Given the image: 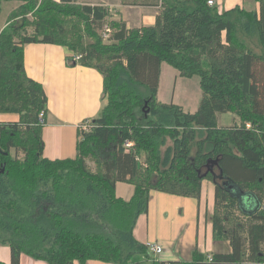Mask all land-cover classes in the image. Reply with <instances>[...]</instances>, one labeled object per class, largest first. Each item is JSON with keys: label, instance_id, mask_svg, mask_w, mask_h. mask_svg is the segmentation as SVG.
I'll use <instances>...</instances> for the list:
<instances>
[{"label": "trees", "instance_id": "1", "mask_svg": "<svg viewBox=\"0 0 264 264\" xmlns=\"http://www.w3.org/2000/svg\"><path fill=\"white\" fill-rule=\"evenodd\" d=\"M8 1L18 0H0V13ZM31 1L11 10L0 32V116L18 117L0 121V246L9 249V264L22 255L46 264L148 259L133 228L149 193L199 200L203 181L214 186L212 237L230 252L152 264H264V3L256 16L218 14L207 0H118L159 9L152 26L128 29L108 21L104 6L39 0L35 10ZM28 14L32 20L13 21ZM106 25L110 42L103 44ZM251 29L260 54L239 34ZM31 44L63 47L67 62L80 56L72 65L103 77L107 103L89 132L78 130L74 158L43 157L38 115L47 100L23 64ZM163 63L181 78H198L194 112L158 102ZM227 113L238 122L219 126L218 115ZM117 183L133 187L130 200L116 196ZM237 192L258 207L242 209Z\"/></svg>", "mask_w": 264, "mask_h": 264}, {"label": "crops", "instance_id": "2", "mask_svg": "<svg viewBox=\"0 0 264 264\" xmlns=\"http://www.w3.org/2000/svg\"><path fill=\"white\" fill-rule=\"evenodd\" d=\"M76 1L78 4L100 5L106 8L109 2V0ZM261 2L264 3V0H215L214 8L218 14L240 10L258 16ZM118 6L125 9L124 13L118 9L117 12L121 14L120 18L128 29L152 26L159 11L158 7L121 6L119 1L116 7ZM16 7L6 12V16L0 22V32L6 26L9 12ZM239 34L252 52L255 54L262 52L254 29L249 33L241 30ZM221 39L224 43V32ZM69 56L66 49L55 45L31 44L23 49L25 73L41 85L47 100L42 141L43 157L49 160L74 158L79 125L99 118L106 105L102 75L81 64H70L67 62ZM195 104L193 99L189 105ZM225 115L232 123L238 122L234 115L230 113ZM17 120L18 117L15 115L0 116V121ZM133 192L131 185L117 183L115 186L116 196L124 201L130 200ZM213 205L214 186L209 181L201 183L199 200L150 192L147 213L137 218L133 228V236L139 243L143 245L154 243L162 247L159 255L148 253V259L145 258L147 262L150 264L152 261L189 262L194 251L208 256L212 253H229L230 247L227 242L216 241L212 237L210 220ZM0 262L3 264L10 262V251L5 246H0ZM20 264L46 263L22 255ZM85 264L108 263L93 260Z\"/></svg>", "mask_w": 264, "mask_h": 264}, {"label": "rangeland", "instance_id": "3", "mask_svg": "<svg viewBox=\"0 0 264 264\" xmlns=\"http://www.w3.org/2000/svg\"><path fill=\"white\" fill-rule=\"evenodd\" d=\"M31 2H32V5H33V2L36 3L34 7V9L36 10L38 7L39 0H32ZM84 3H88V2H84ZM117 3H118L117 0H109V2H107L108 4L107 8L110 14V16L108 17V21L121 20L120 18L121 14H119L117 11L119 10L124 13L125 9L119 6L116 7ZM21 4H25L23 0L3 2L1 4L0 22L6 16L7 11ZM126 12L128 13L129 10H127ZM23 20L30 21L32 20V16L30 14L26 15L25 17L20 16L14 19L13 21L15 23H20ZM105 43L106 42H104L103 44ZM198 81L199 80L197 77H192L190 79L179 77L176 70H174L167 64L163 63L161 67L160 78H159V88H158V93H157V100L158 102L164 103V104L172 103V104L178 105L184 111L194 112L197 109V105H198L197 103H199L200 98H201V92L199 89ZM193 99H194V103H196L195 106L189 105L191 104V101ZM106 103H107V99L105 98V104ZM136 113L137 115H139L138 110L136 111ZM229 124L232 125V120L228 116H226L225 114L218 115V125L219 126H226V125L228 126ZM168 145H170V143L167 141L165 143V147ZM163 148H161V151H163ZM108 150L110 151L111 147ZM108 150L105 151V154L108 153ZM193 153L194 151L192 152V155ZM89 164L92 167V163H89ZM136 259L137 261L135 264H150L142 256H137Z\"/></svg>", "mask_w": 264, "mask_h": 264}, {"label": "built area", "instance_id": "4", "mask_svg": "<svg viewBox=\"0 0 264 264\" xmlns=\"http://www.w3.org/2000/svg\"><path fill=\"white\" fill-rule=\"evenodd\" d=\"M206 4L208 6L214 7L215 6V0H207ZM110 34H111V30L108 26H105L102 33H101V38L103 40V42H110ZM80 56H71L70 57V64L72 63H78V61L80 60ZM45 122V115L44 112L42 111L39 115H38V123L40 125H44ZM93 122L92 121H85L83 123H81L78 127L79 131L81 132H89L92 128ZM129 146H131L130 143H127L125 145L126 148H128ZM145 247L148 251V253L150 254H154V255H159L162 252V247L158 244H154V243H147L145 244ZM210 257L208 258V261H210Z\"/></svg>", "mask_w": 264, "mask_h": 264}, {"label": "water", "instance_id": "5", "mask_svg": "<svg viewBox=\"0 0 264 264\" xmlns=\"http://www.w3.org/2000/svg\"><path fill=\"white\" fill-rule=\"evenodd\" d=\"M237 195L239 196V200H240V207L242 208V209H252V208H254V209H256L257 207H258V205H257V203H256V200H254V198L253 197H251V205H250V207H247V200H245V198H249V196H247V195H244V194H240V193H238L237 192ZM237 196V197H238ZM253 198V199H252Z\"/></svg>", "mask_w": 264, "mask_h": 264}, {"label": "bare ground", "instance_id": "6", "mask_svg": "<svg viewBox=\"0 0 264 264\" xmlns=\"http://www.w3.org/2000/svg\"><path fill=\"white\" fill-rule=\"evenodd\" d=\"M107 26V25H106ZM125 146V145H124Z\"/></svg>", "mask_w": 264, "mask_h": 264}]
</instances>
